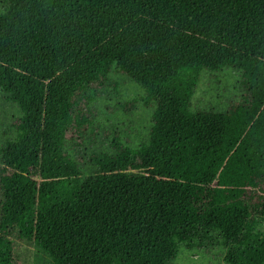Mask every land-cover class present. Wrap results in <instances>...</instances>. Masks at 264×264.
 Wrapping results in <instances>:
<instances>
[{"label":"trees","instance_id":"obj_1","mask_svg":"<svg viewBox=\"0 0 264 264\" xmlns=\"http://www.w3.org/2000/svg\"><path fill=\"white\" fill-rule=\"evenodd\" d=\"M250 2L258 3L251 46L218 38ZM0 6V55L14 59L0 57V91L22 113L17 137L0 150V264H15L14 233L55 264H173L182 245L200 247L215 234L228 264H264L256 226L264 221V0H203L198 31L158 16L155 0ZM52 54L76 59L47 81L21 67ZM225 68L241 72L242 102L225 113L193 112L203 71ZM114 73L144 91L121 109L154 108L150 136L134 150L115 139L113 153L91 156L95 175L82 181L69 143L93 131L91 94ZM232 165L242 185L219 186Z\"/></svg>","mask_w":264,"mask_h":264},{"label":"rangeland","instance_id":"obj_2","mask_svg":"<svg viewBox=\"0 0 264 264\" xmlns=\"http://www.w3.org/2000/svg\"><path fill=\"white\" fill-rule=\"evenodd\" d=\"M224 1L227 0H207L208 4L214 7ZM177 3L179 9H176ZM202 6L203 0H155L158 16L168 12L178 24H184L194 31L199 30L194 21L200 14L197 8ZM257 6V2H250L243 9L238 10L233 18L226 23L218 38L249 48L252 44V39L249 37V26L255 19L254 13ZM2 11L3 7L0 6V12ZM0 57L5 63L14 62V59L6 57L4 54ZM75 59L74 54L68 56L52 54L24 60L21 67L24 71L47 81ZM241 79V72L232 68H225L219 73L203 71L200 83L192 97V111L225 113L232 104L241 103L244 95L240 88ZM96 92V94L94 92L91 94L94 100L90 103L93 131H87L82 143L70 142L68 148L73 158L81 161L84 173L81 177L82 181L95 175V170L89 166L93 154L113 153L114 149L111 145L115 139H119L122 145L129 149H137L148 141L152 127L154 108H146L139 103L135 110L127 113L119 107L121 103L144 96L143 89L127 76L114 73L110 78V83ZM21 116L20 108L9 102L0 91V150L7 140H14L17 137L15 124ZM2 167L0 157V170ZM217 184L225 187L241 186L242 178L236 166L232 165L231 168L223 169ZM256 196L253 194V197ZM2 202L3 195L0 184V219ZM256 220L258 221L257 230L264 233V221L258 218ZM214 236L213 242L203 243L200 247L189 249L182 245L173 264H228L225 260L228 247L225 246L219 234ZM10 239L14 247L15 264H55L49 252L35 241H22L17 233L11 235Z\"/></svg>","mask_w":264,"mask_h":264}]
</instances>
